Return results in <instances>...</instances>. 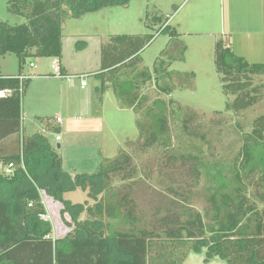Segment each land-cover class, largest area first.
<instances>
[{
    "label": "trees",
    "instance_id": "1",
    "mask_svg": "<svg viewBox=\"0 0 264 264\" xmlns=\"http://www.w3.org/2000/svg\"><path fill=\"white\" fill-rule=\"evenodd\" d=\"M131 1H9V12L26 22L0 23V57L16 55L20 70L18 76H0V264H183L191 252L202 249L208 260L219 257L226 264H264V112L252 120L250 131L237 123L241 146L233 158L214 148L210 156L200 148L172 156V162L187 168L194 188L206 182L208 206L204 211L191 207L176 188L169 189L165 204L149 216L140 213L130 196L118 200L116 192L108 196L114 177L133 180L137 173L134 158L125 149L114 160H104L97 172L73 176L64 171L60 155L44 132L22 137V99L28 80L21 73L27 59H61L67 18L126 7ZM154 23L161 24V31L178 35L167 26L168 20L157 18ZM152 40V36L112 37L101 49V68L96 74L104 90L112 88L122 109L140 116L139 136L145 139L140 146L146 151L170 143L169 112L174 105L157 99L147 106L146 97L139 93L153 80L163 94L173 93L171 86L161 84L162 78H171V61L166 66L159 62L154 73L138 71L142 53ZM215 65L224 94L234 97L227 107L234 117L264 100V85L255 84V77L264 75V63H249L220 40ZM5 90L11 95L1 96ZM176 110L184 135L210 144L202 123L196 120L199 116L180 106ZM46 127L50 131L60 125L56 119ZM10 164L12 173L7 174ZM77 190L84 191L93 204L63 200L66 192ZM42 191L64 201L61 214L69 228L65 238L54 240L52 226L41 219L47 214ZM121 224L126 229H120Z\"/></svg>",
    "mask_w": 264,
    "mask_h": 264
},
{
    "label": "rangeland",
    "instance_id": "2",
    "mask_svg": "<svg viewBox=\"0 0 264 264\" xmlns=\"http://www.w3.org/2000/svg\"><path fill=\"white\" fill-rule=\"evenodd\" d=\"M10 0H0V23L20 25L26 19L9 12ZM168 20L167 26L178 35L172 36L160 30L154 20ZM76 35L80 40H74ZM152 36L153 40L142 53L139 70L154 73L156 66L171 65V78H162L161 84L171 86V95L156 88L155 81L139 90L146 97V105L157 99L174 105L169 112L170 143L160 144L146 151L141 148L145 139L140 138L136 113L122 109L112 91L104 90L96 74L101 68V49L114 36ZM101 40H103L101 42ZM228 43L232 51L251 64L264 63V8L255 0H132L126 6L114 7L83 16L67 18L63 24L64 62L72 75L63 80H28L22 99V137L43 131L62 159L64 171L71 175H91L99 170L104 160H114L121 149L134 158L137 173L133 180L123 181L121 175L111 182L116 200L127 195L139 205L140 213L150 215L176 188L188 199V204L199 211L207 206L208 192L205 181L194 188L187 168L172 156L186 150L200 148L210 156L215 150L227 158L241 146L237 123L245 131L251 130L252 120L264 112V100L253 109L234 117L227 109L234 100L223 91L221 77L216 70L215 48L218 41ZM166 51V53H164ZM62 59V58H61ZM61 59L28 58L24 69L36 73L31 63L38 66L40 74L56 79ZM160 62V63H159ZM32 70V71H31ZM160 74L162 75V69ZM137 71V72H138ZM19 59L14 54L0 57V74L18 75ZM83 76L84 78H80ZM82 80L87 86L82 88ZM256 85H264V75L255 77ZM188 113L193 110L199 117L209 143L184 135L182 120L174 113L177 107ZM62 118L57 130L46 125ZM60 136L61 148L56 137ZM214 148V149H213ZM50 218L54 240L65 238L69 232L61 211L64 201L71 204H93L82 190L66 192L63 200L41 192ZM180 200V199H179ZM182 201V200H180ZM67 220H72L67 216ZM126 229L125 224L119 225ZM183 264H226L217 257L208 260L206 249L191 252Z\"/></svg>",
    "mask_w": 264,
    "mask_h": 264
},
{
    "label": "crops",
    "instance_id": "3",
    "mask_svg": "<svg viewBox=\"0 0 264 264\" xmlns=\"http://www.w3.org/2000/svg\"><path fill=\"white\" fill-rule=\"evenodd\" d=\"M246 2H247V0H246ZM255 3H259V4H262V7L264 8V0H255ZM80 36H85V35H76V36H74L75 38H73L74 40H77L78 38V40H80V38H83V37H80ZM103 40H101V42H102ZM103 43V42H102ZM61 60H63V61H61V64H59V65H61V68H60V72L58 73V74H64L65 76H64V78H59V76H58V74L56 75V79H54V78H51V77H49L48 75H50L51 73H48V75L46 74V75H42V74H40V72H38L39 71V68H38V66L37 65H35L34 67H32L31 66V64H30V67L31 68H33L34 70H36V73H33V72H29V71H26V69H24L23 70V72L21 73V75H22V78H25V79H27V80H32V81H34V80H38V79H44V80H47V79H49V80H54V81H57V80H63V79H66V78H68V77H70V75H72V73L70 72V67L68 66V63L66 64L64 61V53H63V57H62V59ZM32 71V70H31ZM18 75H20V73L18 74ZM18 75H14V74H0V76H3V77H8V76H18ZM62 123H63V121H62ZM60 125V124H59ZM44 131V130H43ZM42 131V132H43ZM60 141H62V139L60 140ZM60 141H57V143H58V145H60ZM61 148V147H60ZM11 150H13V148H11V149H9L8 151H7V153L8 152H10ZM48 214V213H47ZM53 235V234H52ZM53 239H54V236H53Z\"/></svg>",
    "mask_w": 264,
    "mask_h": 264
},
{
    "label": "built area",
    "instance_id": "4",
    "mask_svg": "<svg viewBox=\"0 0 264 264\" xmlns=\"http://www.w3.org/2000/svg\"><path fill=\"white\" fill-rule=\"evenodd\" d=\"M31 66L34 67L35 65H34V64H31ZM58 76H59V78H64V76H63L62 74H58ZM80 78H84V77L81 76ZM81 86H82V88L86 87V86H87V82L84 81V80H82V82H81ZM11 93H12V92H11L10 90H5V91L1 94V96L11 95ZM57 123L62 124V118L58 117V118H57ZM60 140H61V137H60V136H57V137H56V141H60ZM12 169H13V164H10V165L6 168V173H7V174H11V173H12ZM32 205H33L32 203L29 204L30 207H31ZM41 219H42L43 221H45V222H49V223H50V218H49L48 214H44V215H42V216H41ZM48 238H50V237H48Z\"/></svg>",
    "mask_w": 264,
    "mask_h": 264
},
{
    "label": "water",
    "instance_id": "5",
    "mask_svg": "<svg viewBox=\"0 0 264 264\" xmlns=\"http://www.w3.org/2000/svg\"><path fill=\"white\" fill-rule=\"evenodd\" d=\"M61 145H58V148L60 149Z\"/></svg>",
    "mask_w": 264,
    "mask_h": 264
}]
</instances>
